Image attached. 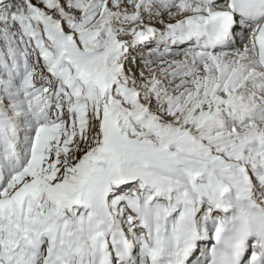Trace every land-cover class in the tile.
Listing matches in <instances>:
<instances>
[{
    "label": "snow or ice",
    "instance_id": "6c2138e0",
    "mask_svg": "<svg viewBox=\"0 0 264 264\" xmlns=\"http://www.w3.org/2000/svg\"><path fill=\"white\" fill-rule=\"evenodd\" d=\"M0 264H264V0H0Z\"/></svg>",
    "mask_w": 264,
    "mask_h": 264
},
{
    "label": "rangeland",
    "instance_id": "374dc122",
    "mask_svg": "<svg viewBox=\"0 0 264 264\" xmlns=\"http://www.w3.org/2000/svg\"><path fill=\"white\" fill-rule=\"evenodd\" d=\"M130 66V65H129Z\"/></svg>",
    "mask_w": 264,
    "mask_h": 264
}]
</instances>
